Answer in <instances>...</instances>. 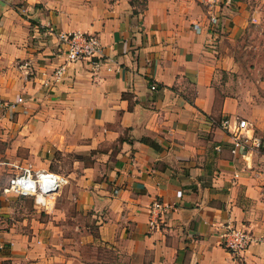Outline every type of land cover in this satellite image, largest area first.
Wrapping results in <instances>:
<instances>
[{
	"label": "crops",
	"instance_id": "obj_1",
	"mask_svg": "<svg viewBox=\"0 0 264 264\" xmlns=\"http://www.w3.org/2000/svg\"><path fill=\"white\" fill-rule=\"evenodd\" d=\"M61 31L98 33L108 61L45 85L64 61ZM19 96L0 108L6 150L40 126L57 150L98 153L64 192L76 215L58 202L65 223L28 226L0 207V264H264V242L235 258L219 238L232 222L264 239V0H221L215 26L199 0H0V97ZM235 116L262 139L244 155L222 127ZM157 198L176 206L152 230ZM78 214L89 224L71 226Z\"/></svg>",
	"mask_w": 264,
	"mask_h": 264
},
{
	"label": "built area",
	"instance_id": "obj_2",
	"mask_svg": "<svg viewBox=\"0 0 264 264\" xmlns=\"http://www.w3.org/2000/svg\"><path fill=\"white\" fill-rule=\"evenodd\" d=\"M205 7L206 14L211 26H215L220 19L221 0H199ZM201 29L200 24H195ZM58 38L63 46L62 53L64 61L55 71L43 81L45 85H51L62 80L66 75V68L77 62H86L94 72L99 71L108 61L104 54V45L101 37L96 32L82 31H61ZM109 69H112L109 67ZM27 74H31L28 71ZM157 85L153 84L152 88ZM24 97L19 96L16 100H5L0 97V108L16 110L18 104L23 103ZM232 137L231 152L235 155H244L251 146H260L262 140L251 132V124L246 118L235 116L225 118L222 122ZM220 148V146H218ZM16 170L11 174L5 191H12L18 195L33 197L36 206L45 212H50L54 207L56 198L61 189L67 183V179L59 172L47 167H36L32 163L17 164ZM182 192L178 191L177 196ZM176 206L173 202H166L155 199L150 205L148 219L152 230L161 228L165 218ZM220 242L223 247L233 256H243L250 247L257 242H264V239L256 236L245 224L227 222L221 226L219 232Z\"/></svg>",
	"mask_w": 264,
	"mask_h": 264
},
{
	"label": "rangeland",
	"instance_id": "obj_3",
	"mask_svg": "<svg viewBox=\"0 0 264 264\" xmlns=\"http://www.w3.org/2000/svg\"><path fill=\"white\" fill-rule=\"evenodd\" d=\"M139 1L141 2V0ZM12 118L17 119V113H15V111ZM41 129L42 127L40 126H37L36 128L34 126H31L29 129V133H26L25 135L24 133L22 134L25 137H28V139L30 140L29 142H31H28L27 145H20V141L24 142L23 138H21L20 136L17 137V132H12L9 135L8 140L13 139L15 140V143L13 146H11L10 150H6L9 142L7 140L0 139V153L2 154L0 158V207L9 206L11 208L9 214L0 213V222L2 221V214H8L9 220L14 222L18 221L22 224H29L28 226H31L30 224L31 222H33V220H41L45 222L53 221V223H65L67 220L65 219V216L56 211L59 207L58 202H60L61 205L65 208L68 207L69 211L71 212L70 214L76 215V211H74L77 208L75 206V203L70 204L69 202H67V200L63 198L65 194L64 192L72 191V186L75 185L74 183L77 182V178L82 172H84V169L94 164L97 159L98 150L91 149L89 147L83 149L81 144H79V149L76 147V145L73 147V149L71 148L69 150H57L50 144H45L43 138L41 137L43 135H38ZM29 162L36 167H47L51 170L59 172L65 179H67L69 175L71 176L70 181L67 179V183H65V185L61 189V194L59 193L61 196L58 194L54 207L48 213L45 211H41L36 206L33 197H26L14 194L12 192H5V187L8 185L9 177L17 169L16 165H22ZM1 196H4V199L1 198ZM78 215L79 216L74 219H72L71 217L68 218L70 225H74L76 223L81 224L85 221L86 224H89L87 219L83 218L82 214ZM90 224L91 229H94L93 224ZM69 230V235H72L74 238H78V240L80 239V230H76L74 228H70ZM98 248V246L93 247L92 242H84L83 245H80V249L88 254L92 252L94 253V251H99L98 253L100 254L104 253L102 250H98Z\"/></svg>",
	"mask_w": 264,
	"mask_h": 264
}]
</instances>
